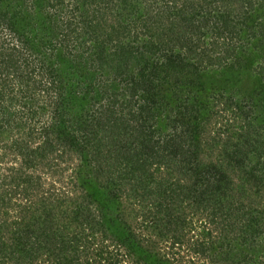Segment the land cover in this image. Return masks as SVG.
Returning a JSON list of instances; mask_svg holds the SVG:
<instances>
[{"label": "trees", "instance_id": "trees-1", "mask_svg": "<svg viewBox=\"0 0 264 264\" xmlns=\"http://www.w3.org/2000/svg\"><path fill=\"white\" fill-rule=\"evenodd\" d=\"M0 128L3 211L42 188L49 149L81 167L71 209L41 194L0 220V263L177 264L154 247L184 240L190 264H264V0H0ZM127 185L163 227L151 250L123 217Z\"/></svg>", "mask_w": 264, "mask_h": 264}, {"label": "rangeland", "instance_id": "rangeland-1", "mask_svg": "<svg viewBox=\"0 0 264 264\" xmlns=\"http://www.w3.org/2000/svg\"><path fill=\"white\" fill-rule=\"evenodd\" d=\"M184 1V0H183ZM51 100V98H49ZM78 103H82V102H78ZM85 103L83 102V105ZM229 110H231L232 112H234V114H236L234 118H237L238 122H243V118L240 114L239 111H237L236 109H234L233 107H231ZM31 123V122H30ZM36 125V124H35ZM7 126V125H6ZM3 127L4 129H6L5 132H7V128ZM38 126L40 127V125L38 124ZM35 126L34 129H31V131L29 129L26 130V133L31 135L30 132H32L33 130L35 131ZM37 130V129H36ZM225 130V129H223ZM4 132L3 129L0 128V133ZM11 131V133H13V130H8ZM215 134L218 136V130L215 131ZM224 137H220L222 139H227L228 135L227 132H223ZM234 135L232 134L231 137H233ZM36 137V139H35ZM37 137H39L38 132H36V134L32 133V137H30V143L34 144V142L38 141ZM1 143V142H0ZM2 144V143H1ZM1 146V145H0ZM2 149V148H1ZM105 149V148H103ZM50 150V149H49ZM46 151L48 158L43 159L40 162V168L38 170H34L33 173V178L34 181H32L31 183H33V186H39V181L42 182L41 186L42 188L38 189V188H32L31 190H29V192L25 193H17L14 194L13 192H9L7 193L8 196H10L11 200H10V204L8 206H5L4 209L7 211H3V209H0V220H5L4 222H12L13 220L17 219L20 220L21 217L25 216L24 220H27L30 217V213H28L26 211V208H24L25 206H31L32 208H35V206L37 204H39L37 201L39 199L40 196H42L41 194H43L44 198H48L51 199L52 201L55 200H63L65 201L62 204V209L65 210V208L71 209L72 205H71V195L73 194V192L75 191H71L73 188V182H74V177L75 174H77L76 172L81 170V167L78 163L77 158L75 157V155L70 154L69 152H67L66 150L62 149V148H56V150L54 152H50V151ZM3 152H5L7 155H4L2 152H0V156H6V158H2L0 159V169L3 171L2 173H7L5 168L8 167V165H11L12 162L9 160H12V155H13V151L7 147L3 146V149L1 150ZM46 164V165H45ZM14 167H17V165L15 164ZM46 169V170H45ZM30 176V177H32ZM40 176V179L37 177ZM129 185H127L126 188H121L122 191L119 192L118 194L121 195L120 199L122 201V212H123V217L127 220V223L131 225V228L133 229L134 232L137 233V236H139L142 245H144L145 248L151 250L150 244L154 243L156 240V231H160L161 229L163 230V227H150L151 225H153V223H155L156 221L154 220H150V221H145L144 216L147 214H152V206L145 202L144 205H142V203L140 202L142 199L140 197L135 198L132 195L130 196V190L128 188ZM3 195H5L4 193H2ZM6 196V195H5ZM131 197V198H130ZM133 197V198H132ZM9 200V199H8ZM8 200L6 201L8 203ZM148 201V200H145ZM75 205V204H73ZM65 208H64V207ZM74 207V206H73ZM189 209H186V218L192 220V222L194 223V226H196L197 230H201L203 229L204 226V216H203V212L201 213V211H197L198 215H195L194 212H190L188 211ZM193 213V214H192ZM61 214L59 212H57V217H59L58 215ZM158 215V214H157ZM65 216V215H64ZM159 216V215H158ZM20 219H19V218ZM223 217H220V221ZM63 219V218H62ZM59 220V219H57ZM64 222L66 221L65 219H63ZM226 221V219H225ZM223 222V221H222ZM13 224V223H11ZM188 224V223H187ZM190 226V224H188ZM71 229L73 227H76L75 224L70 226ZM188 226H186L182 232V234H185V238H189L192 239L190 240L191 242H194L196 240L195 234L192 231H189L187 229ZM78 229L75 230V228L70 232H68L69 235H74L75 232H77V237L80 238V240H82V242L84 241V234H87L88 231L84 230L81 228V226L79 225L78 227H76ZM161 228V229H160ZM188 230V232H187ZM197 230H195V233L197 232ZM2 232H4V230H2ZM81 232V233H79ZM154 232V233H153ZM3 234V233H2ZM170 235L172 233H169ZM1 235V234H0ZM177 236V235H176ZM150 238V244L148 242V244H145V242ZM169 240H160L159 243L154 247L155 250H157L158 252L160 251L161 254H165L167 256H169V258H167L168 260H172V256L171 252H173L175 254V260H172V262L174 261L177 264H190L189 260H191V258H198L197 253L194 254V252L188 250V248L186 247V242L183 240V247H174L173 249L170 248V244H169ZM92 247L88 248V250L90 251ZM177 249V251L175 250ZM45 251H42L41 253H35L38 257L34 256V260L31 262H23L20 264H43L42 260H45L46 257H48L47 253H44ZM56 252V251H54ZM178 253V254H177ZM55 253H53L51 257V259H49L47 261L46 264H57V260H58V256H54ZM80 258L81 257V253L79 254ZM79 258V259H80ZM4 259V258H3ZM6 261V260H5ZM200 263H202L200 261ZM0 264H5V263H0ZM7 264H14L12 262H8ZM127 264H132V262L127 261ZM192 264V263H191Z\"/></svg>", "mask_w": 264, "mask_h": 264}]
</instances>
